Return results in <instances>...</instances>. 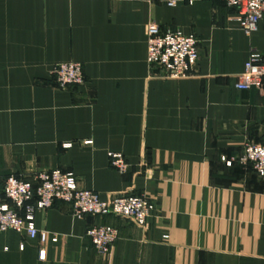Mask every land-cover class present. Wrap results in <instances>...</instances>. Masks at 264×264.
<instances>
[{
  "label": "crops",
  "instance_id": "crops-1",
  "mask_svg": "<svg viewBox=\"0 0 264 264\" xmlns=\"http://www.w3.org/2000/svg\"><path fill=\"white\" fill-rule=\"evenodd\" d=\"M150 24L198 38L192 77L152 76ZM253 53L264 59V23L246 36L223 0H0V176L60 170L157 207L142 227L56 201L35 214L48 243L0 232V264H264V177L241 162L264 142V89L236 87ZM71 62L85 83L61 90L52 69ZM93 226L117 229L109 253Z\"/></svg>",
  "mask_w": 264,
  "mask_h": 264
},
{
  "label": "built area",
  "instance_id": "built-area-1",
  "mask_svg": "<svg viewBox=\"0 0 264 264\" xmlns=\"http://www.w3.org/2000/svg\"><path fill=\"white\" fill-rule=\"evenodd\" d=\"M223 1L229 8L236 9L237 20L246 36L256 33L264 23V0ZM199 46L200 41L193 34H185L178 29L164 30L157 24H150L147 63L152 76L166 80L192 77L200 57ZM51 76L61 90L85 83L83 66L76 62L56 65ZM236 87L238 90L264 89V59L260 54L250 55L244 72L238 76ZM109 158L111 166L119 174L129 172L130 164L122 154L110 153ZM241 162L250 163L255 173L264 177V142L246 145ZM56 201L70 204L73 215L78 218L115 215L129 218L142 227H147L157 212L156 205L146 196L118 195L104 200L94 191L80 189L73 173L60 170L37 173L30 180L0 176V232L26 234L45 246L50 233L36 227L35 214L50 210ZM87 237L96 250L107 254L118 239V231L112 226H93L87 231ZM44 259L42 247L40 260Z\"/></svg>",
  "mask_w": 264,
  "mask_h": 264
}]
</instances>
